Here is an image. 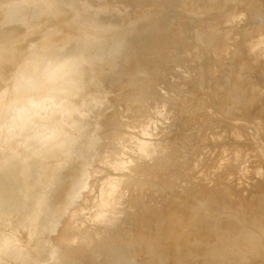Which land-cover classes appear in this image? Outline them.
Returning <instances> with one entry per match:
<instances>
[{
	"label": "rangeland",
	"instance_id": "1",
	"mask_svg": "<svg viewBox=\"0 0 264 264\" xmlns=\"http://www.w3.org/2000/svg\"><path fill=\"white\" fill-rule=\"evenodd\" d=\"M263 2H244L229 16L237 21L227 26L237 42L253 30L264 32ZM185 3L213 7L217 19L185 24L176 16L185 11ZM236 6L234 0H0V27L12 30L0 39V200L6 188L12 200L0 209V235L13 236L0 264H52L62 243L74 252L70 264H106L98 240H90L92 234L127 224L132 231L133 223L142 220L153 234L161 217L162 231L168 238L173 234L164 252L171 264H206L209 259L212 264H264V64L253 63L242 74L234 71L233 41L218 63L214 52L201 49L166 56L160 44L175 23L183 24L189 43L205 42L214 33L212 23ZM238 14L246 15L244 22ZM128 34L131 43L124 50ZM260 39L264 42V34ZM122 53L129 65L121 60ZM232 78L235 83L246 78L261 88L262 97L232 110L223 100ZM28 91L19 109L21 121L18 115L8 116L18 93ZM206 100L218 110L204 114ZM126 110L131 111L126 112L127 123L142 115L158 116V122L125 127L121 116ZM55 114L59 119L44 126L54 137L37 154L40 146H26L23 126ZM72 116L83 123L78 138H72L80 127L69 122ZM63 132L68 133L66 148L77 152L72 159L55 157ZM160 143L165 146L158 148ZM125 149L127 165L110 179L112 186L97 180L102 185L97 187L96 181L83 199L106 193L108 203L97 211L93 207L89 219H82L73 244L69 233L51 222L29 233L19 231L15 220L49 217L55 206L68 203L70 196L62 194L75 175L89 170L106 176L110 171L101 160ZM137 163L151 173H138L145 169ZM21 165L29 178L14 181ZM58 165L68 167L48 179ZM76 188L86 192L89 181ZM218 190L229 201L217 198ZM166 240L161 237L160 242ZM81 244L85 249L80 252Z\"/></svg>",
	"mask_w": 264,
	"mask_h": 264
},
{
	"label": "bare ground",
	"instance_id": "2",
	"mask_svg": "<svg viewBox=\"0 0 264 264\" xmlns=\"http://www.w3.org/2000/svg\"><path fill=\"white\" fill-rule=\"evenodd\" d=\"M234 1L236 2V5H237L235 7V9H231V13H229V15L226 16L221 21L216 20L215 23H212L213 24L212 28L214 29V33L205 42H198V44H197V43H192V41H190V43H189L187 41V34H186V30H185L183 24L181 23L180 26H179V24L176 26V23H175L173 25V27L172 28L170 27L169 28L170 30H168L162 36V42L160 44H161V48L163 50H161V52H163V54L165 53V55L168 56V55H172L174 52H184L185 50L188 51L189 49L190 50L191 49H201V50L205 51L206 53L214 52L215 55L218 56V60H216L218 63V62H220V60L223 57H225V55H227L229 53L228 45L232 44L230 42L233 41V42H236V45L234 44L235 49H234V52L231 53V57L233 59H236L238 62L237 67L234 66V71H237L238 73L242 74V72H244L247 68H249L251 66V64H253V63L263 65L264 64V42H263V39H260V38L262 37V34H264V32L262 30H253L252 32H250L248 34L249 37H247L245 39V41L243 40V41L237 42L235 36H233L232 33H230L231 31L228 30V28H227V26L233 25L232 23L236 20V19L235 20L229 19V16H232L233 12H236L238 10V8L244 4V2H246V3L248 2L249 4H253L254 1H256V0H234ZM182 3H183V1H182ZM192 3L195 4V1H193ZM192 3H190V5H189L190 7H188L187 6L188 4L185 3V5H183V6H186V7H184L185 11H180L176 15V16L179 15L180 19L184 20L183 22L185 24L186 23L188 24V22L190 20H192L195 24L198 25V23L201 24V21L204 20L205 18H207L209 16H211V19L216 18L217 16L215 15V13L219 14V12H217V10H215L213 7L198 6V8H196V6H193ZM189 8H191L190 13H188ZM191 14H194V17L191 16ZM209 14H211V15H209ZM176 16H175V18H177ZM238 16L239 17L242 16L241 20L246 17V15L243 16V14H238ZM170 19H172V18H170ZM160 21H159V23H160L159 25H161L164 22V20H162V22H160ZM177 22H179V21H177ZM235 22H237V21H235ZM242 22H244V21L242 20ZM159 25H158V28H159ZM11 32H12L11 29H3L0 27V36H1L0 39L6 37V35H8ZM126 38L123 39L125 42V46H126V48H124V50H126V49L128 50L129 48L127 46L130 45V43H131V40L129 38V34H128V38H127V40L129 39V41H126L125 40ZM150 40H151V38L149 39V42H150ZM133 41H135V40L133 39ZM126 43H127V45H126ZM217 43H219V46L215 49V46ZM150 46H152L151 43H150ZM156 48H154V49H156ZM95 56L96 55H92L91 58H94ZM121 58H123L121 60L126 65H129L128 62H126V58L123 57V53L121 54ZM163 60L164 59L162 58L161 61L156 62V65L160 64V62H162ZM67 61L68 60H66L65 62H67ZM135 61H136V58H133L132 64ZM65 64L63 67L64 69H66L68 66ZM215 67H216V65L214 66V68ZM211 69H212V66H211ZM36 71L33 70V73H36ZM35 75L36 74H32V76L34 78H35ZM232 75H233V73H232ZM232 75H231V77H232ZM245 80H246V82H245ZM250 84L251 83L249 81H247L246 78H244L242 80H238V82H236V83H235V79L233 80V78H232L229 85L225 87L224 92H223V100H225L226 102L231 104L232 110L239 103L243 102L245 104H249V103H252L253 101L257 100L258 98L262 97L263 92L262 91L260 92L261 88H255ZM23 95H29V91H28V93L27 92L18 93L14 102L12 103L11 109L8 112L9 113L8 116L12 115V117L13 116L15 117L18 115L16 117V119L18 118V121H21V119H22V116L19 114L20 106L24 103V101H26L24 99L26 97H28V96L25 97ZM30 95H34V97H35V96H38L40 94L36 93V92H33V93L30 92ZM204 103H205L204 108L202 110L204 114H206V113L210 114V112H212V111L215 112L216 110H218L217 106H215V104L213 105V103L210 102L209 100H206ZM133 111H134V109H133ZM126 112L131 113V111L126 110L123 113V115L121 116V119L123 121L122 124L125 127L127 125L128 127H132L135 129V128H139L140 126L143 127L144 123L146 125L148 124L149 126L150 125L153 126L155 123L158 122V120H157L158 116L155 117V120H154L153 118H150L148 115H144V116L142 115L143 118H141L139 121H136L137 122V123L135 122L136 125H135V123L130 124V123H127L129 121L126 119V116L128 115V114H126ZM75 117L76 116H72L71 119H69V122L71 121L74 124H75V122H78L77 125H79L80 127H79L78 131L76 132V134H73L72 138L73 137L78 138L79 136H81V131L83 132V123L81 124V121H82L81 118L80 117L75 118ZM58 119H59V115L55 114L48 119H39L34 123L31 122V123L25 124L23 126L22 133L25 135V138H26L25 139L26 140V142H25L26 146L27 147L40 146V149H39V151H37V154L44 152L46 150V148L48 147V145L50 144L48 142V140H50L54 137L53 133H51L50 131L44 130V126L47 125L49 122L57 121ZM72 119L74 120V122ZM12 120H14V119H12ZM126 120H127V122H126ZM12 123H14V121ZM12 123L11 122L9 123L11 128H13ZM134 125H135V127H134ZM38 127H40L39 131H38ZM67 137H68V133L63 132V135L60 139V143L58 144V150H57V153L55 156L57 159H61V158H64V159L71 158L72 159L77 154V152L69 151L68 148H66L67 147V145H66L67 144L66 143ZM159 145L165 146V144L160 143V144H158V148H159ZM160 149H163V148H160ZM168 151H169V149H168ZM127 153H128V151L126 149L121 150V151H119V153L115 157L109 158V159L104 158L103 160H101V163L103 162L102 164L107 167L108 171H110L109 174H107L106 176H102V174H100L98 172L92 173L89 170H85L86 172L83 171L82 173L79 172L78 175L74 176L72 184L69 185L68 188H66V190L62 194L65 198L70 196L68 203L64 204V206H62V205H60L58 207L55 206L54 209H51V213H50L49 217H44L41 219L38 218V220H36V221L31 222V217L29 218L28 216H26L25 219L21 223V220L19 222H17L18 221V219H17L18 217H17L16 218L17 220H15L14 223H16L15 224L16 226L17 225L19 226V231L22 233H29V232L33 231L34 228H36L37 226L40 227L44 224H47V222H51L54 227H58L59 230L61 229L60 230L61 232L69 233L68 242L73 244L79 236L77 234V232H79V228L82 225V222H83L82 219H89L88 217H90L89 216L91 213L90 211L93 209V207H94V211H97L99 208L100 209L104 208L105 205L108 203V201H104L106 193L103 195L101 194V196H99V195L94 196L93 195L92 196L93 198L90 200H88V199L83 200V199L86 198V195L88 193H91L94 191V189L96 187L95 182L97 180H102L104 183H106V181H107L106 186H107V184H108V186H112V183H111L112 180H110V179H112V177L115 178L116 173H118L120 171L122 172L124 164H125V166L127 165V162H124V157L127 155ZM37 158H38V156H37ZM146 158H147V156H146ZM135 159H136V157H135ZM135 159L133 157V159H130V160L132 161ZM175 159L176 158H173V161H175ZM125 166H124V168H125ZM137 166L139 168L142 167L143 169H145V170L139 171L138 173H140V172L145 173V174L151 173V169L150 170L148 169L149 170L148 171L147 167H143V166L139 165L138 163H137ZM66 167H68V166L67 165L66 166L65 165H58L56 167V169L52 172V174L49 175L48 179H54ZM128 172H132V170H129ZM15 173H16V178L14 177V181L19 180V178H23V177L25 179L29 178L28 177V170L26 169V167L24 165H21L20 172L16 171ZM102 177H105L106 180ZM84 181H89V186H90V188L86 192H83L80 189L76 188L77 186H79L80 183H82ZM102 181H97L98 182L97 187L102 185ZM108 192H109V190H108ZM9 194L10 193L7 191V188H6V190H4V194H3L2 198L0 200V202L2 201L0 209H3L5 206H9L12 203L11 195H9ZM71 194H73V195H71ZM215 196L217 198L223 196L224 200H226V202L229 201L228 197L226 195L222 194L220 190L216 191ZM198 197H200V196H198ZM32 200L38 201V199H35V198H33ZM190 202H193V200ZM82 213H85V214H82ZM95 213H97V212H95ZM164 220H165V218H162V217L158 219V221L156 223V229L153 232V234H150L149 225L144 220H142V221H138V222L135 221L133 223V225H132L133 230L132 231L130 230L129 225L127 224V225L121 226L120 229L110 228L109 230H105L104 232L97 231L96 233L92 234V236L90 237V240H92V239L98 240L97 242L101 246L100 252L102 253L103 256H105L106 264H171L169 261H167L168 258H167V256H165L164 252L166 251V248L168 247V245L171 244L170 242H171V237L173 234L170 233L169 238H168L165 235V233L162 231L163 228H161L160 226L164 223ZM127 230H130V231L126 232ZM197 231H198V229H197ZM136 232L138 233V235L135 234ZM200 234H203V233L200 232ZM124 235H128V237L125 239ZM0 236H1L0 239L2 240V244H3L0 248V256H1V254L6 253L7 245H9V243L12 241L13 236L10 234L5 235V236L0 235ZM161 237H162V239H163V237H165V238H167V240L160 242ZM203 237H204V235H203ZM204 238H206V237H204ZM87 239L88 238L86 236H83L81 238V241H85V243H87ZM52 243H53V245H55V241H53ZM67 244L68 243H62L61 244L62 246L60 245L61 247L57 246L56 253L53 254L52 260L54 258L55 259H54V261H52V264H70V262L72 261V259L74 257V252L71 251V249H67ZM207 244H209L208 241H207ZM210 244H212V243H210ZM54 247H56V246H54ZM232 248H234V247H232ZM232 248L229 247V249H232ZM82 249H85V246L81 244L78 247V250H80V252H81ZM220 249H222V248H220ZM10 252H11L10 254H12V257L19 258L20 255H18V253H16L15 251H10ZM180 252H181V250H180ZM193 254L195 255V253H193ZM231 256H230V258H231ZM187 257H188V255H187ZM188 258H190V257H188ZM103 259H104V257H103ZM211 261H214V259L213 260H210V259L206 260L204 263L212 264ZM217 262L218 261H216L215 264ZM49 264H51V263H49Z\"/></svg>",
	"mask_w": 264,
	"mask_h": 264
}]
</instances>
